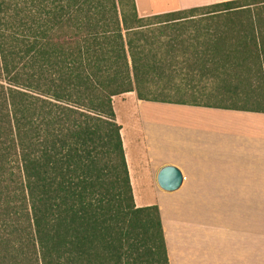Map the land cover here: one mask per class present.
<instances>
[{
    "label": "trees",
    "instance_id": "trees-1",
    "mask_svg": "<svg viewBox=\"0 0 264 264\" xmlns=\"http://www.w3.org/2000/svg\"><path fill=\"white\" fill-rule=\"evenodd\" d=\"M252 6L264 0L148 16L135 0H0V264H168L158 207L134 204L112 99L135 92L142 101L264 113L255 100L219 106L153 91L172 24ZM256 17L247 16L240 46L214 35L210 58L182 76L187 88L264 78ZM234 91L226 93L239 98Z\"/></svg>",
    "mask_w": 264,
    "mask_h": 264
},
{
    "label": "crops",
    "instance_id": "crops-1",
    "mask_svg": "<svg viewBox=\"0 0 264 264\" xmlns=\"http://www.w3.org/2000/svg\"><path fill=\"white\" fill-rule=\"evenodd\" d=\"M223 1L231 0L138 14ZM112 106L134 204L158 207L168 264H264V113L142 101L135 92ZM167 166L182 175L173 191L157 183Z\"/></svg>",
    "mask_w": 264,
    "mask_h": 264
},
{
    "label": "rangeland",
    "instance_id": "rangeland-1",
    "mask_svg": "<svg viewBox=\"0 0 264 264\" xmlns=\"http://www.w3.org/2000/svg\"><path fill=\"white\" fill-rule=\"evenodd\" d=\"M135 2L137 12L145 14L176 8L180 2L188 4L193 3L194 0H135ZM235 13L237 14L230 16H226L227 14L196 16L189 22L172 24V29L166 30L168 32H165L166 35L161 37V45L158 50L161 77L157 85L153 87V91L157 92L159 97L219 106L245 105L249 107L254 105V100L264 105V78L259 75L246 76V80L243 78L242 80L230 79L231 84H227L228 89L222 88L225 84L218 81H215L216 86H214L215 84L211 80L210 82L191 84L194 87L189 89L191 86L187 88L188 85L181 81L186 71L192 69L194 62L210 58L208 52L211 51L210 44H212L214 35L221 34L226 40L225 44L229 47L240 46V42L243 41L246 43L247 39L242 41L240 34L243 33V29H247L244 26V24H248L247 16L254 14L257 16L255 18L257 27L264 30V6H252ZM168 36L174 39L172 50L168 45L169 42L167 43ZM229 89L235 90L234 92L239 95V98L229 97L230 94L226 93V90Z\"/></svg>",
    "mask_w": 264,
    "mask_h": 264
},
{
    "label": "water",
    "instance_id": "water-1",
    "mask_svg": "<svg viewBox=\"0 0 264 264\" xmlns=\"http://www.w3.org/2000/svg\"><path fill=\"white\" fill-rule=\"evenodd\" d=\"M182 182V175L175 167H163L157 175V183L163 190L173 191L177 189Z\"/></svg>",
    "mask_w": 264,
    "mask_h": 264
}]
</instances>
